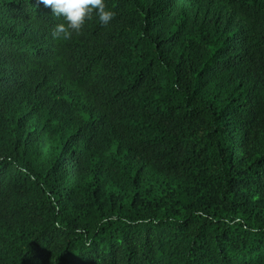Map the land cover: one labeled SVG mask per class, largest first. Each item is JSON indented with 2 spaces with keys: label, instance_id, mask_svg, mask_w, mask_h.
<instances>
[{
  "label": "trees",
  "instance_id": "1",
  "mask_svg": "<svg viewBox=\"0 0 264 264\" xmlns=\"http://www.w3.org/2000/svg\"><path fill=\"white\" fill-rule=\"evenodd\" d=\"M152 1L0 74V264H264V0Z\"/></svg>",
  "mask_w": 264,
  "mask_h": 264
},
{
  "label": "clouds",
  "instance_id": "2",
  "mask_svg": "<svg viewBox=\"0 0 264 264\" xmlns=\"http://www.w3.org/2000/svg\"><path fill=\"white\" fill-rule=\"evenodd\" d=\"M14 8H3L4 12L13 16L19 24L21 21H29L30 25L23 30L13 29L11 31H0V74L1 77L8 75L11 69L18 67L26 68L22 73L24 78L20 80L19 87L11 90L12 96L20 94L35 82L34 71H29L32 58L36 56L37 61H42L45 55L54 58L59 55L60 40H69L73 34H78L85 23L95 13L102 25H109L115 18V13L110 10L105 0H7ZM226 0H153L150 6L161 4V7L171 8L170 14L188 17L201 13L203 10L218 11L223 7ZM29 4L33 8H29ZM51 8V9H50ZM242 8V7H241ZM241 8H231L239 11ZM129 10V8H127ZM150 9L141 8L139 14L146 13ZM60 20L63 23H60ZM58 22V24H57ZM250 35V32H249ZM195 38L197 35L194 34ZM19 41L28 43L29 50H23ZM30 53V54H28ZM24 54L25 60L16 55ZM44 59V60H46ZM39 62V63H40ZM51 66V65H50ZM53 67V66H51ZM46 82V81H45ZM41 82V83H45Z\"/></svg>",
  "mask_w": 264,
  "mask_h": 264
}]
</instances>
